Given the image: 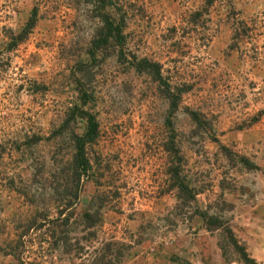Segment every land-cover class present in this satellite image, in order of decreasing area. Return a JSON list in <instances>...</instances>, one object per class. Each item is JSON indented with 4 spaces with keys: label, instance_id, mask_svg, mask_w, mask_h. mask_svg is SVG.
<instances>
[{
    "label": "rangeland",
    "instance_id": "obj_1",
    "mask_svg": "<svg viewBox=\"0 0 264 264\" xmlns=\"http://www.w3.org/2000/svg\"><path fill=\"white\" fill-rule=\"evenodd\" d=\"M263 220L264 0H0V264H264Z\"/></svg>",
    "mask_w": 264,
    "mask_h": 264
},
{
    "label": "trees",
    "instance_id": "obj_2",
    "mask_svg": "<svg viewBox=\"0 0 264 264\" xmlns=\"http://www.w3.org/2000/svg\"><path fill=\"white\" fill-rule=\"evenodd\" d=\"M106 23L108 24V31L109 34H111V32L113 31V37L115 38L116 42H118L119 44L123 45L124 44V33H123V25H116L115 27H113V23H109L108 20H106ZM146 62L145 60H143V63ZM142 63V62H141ZM97 123L94 120V118L90 115L88 117V129L86 130V132L84 133V135H80L77 136L75 138V153H74V157H73V162H72V171H73V175H74V182H75V186L72 189H66V193L71 196L73 198H77V195L79 193V185H80V181L82 179L83 176L88 177L89 171L91 169V165L89 163L88 157H86V151H85V147L88 143H91L94 138L97 136ZM179 190H183L186 189L187 186L182 184L181 182H179L178 184ZM70 193H68L67 192ZM72 206L71 201H68L66 204H64V208L63 209H67L69 207ZM58 211V215H61L62 210ZM85 217H90L89 213L85 214ZM36 217H33L32 220L30 221V223L25 226L24 232H22L20 235H18L17 239H21L22 235L27 232V230L32 226V224H36ZM68 217L63 218L64 222H67ZM227 233H229V240L230 243H232V245L234 246L235 250L237 251L238 254H240L242 256V258L246 261H250L253 262L252 259H249L245 254V249L242 245L238 244V242L235 240V238L233 237V235L231 234V230L225 228L224 229ZM19 240L18 243H16L19 247ZM16 246L13 245V247H7V250H9V252L11 254H13L15 256V259L19 260V256H21L20 251H17ZM19 249V248H18ZM221 249L223 250V247L221 245Z\"/></svg>",
    "mask_w": 264,
    "mask_h": 264
},
{
    "label": "crops",
    "instance_id": "obj_3",
    "mask_svg": "<svg viewBox=\"0 0 264 264\" xmlns=\"http://www.w3.org/2000/svg\"><path fill=\"white\" fill-rule=\"evenodd\" d=\"M261 225V226H260ZM259 228L257 230H254L255 232L253 233L254 235V243L257 248H261V250H254V253L259 254L258 258H263L264 256V220L262 223L259 224ZM263 251V253L261 252ZM263 254V255H262Z\"/></svg>",
    "mask_w": 264,
    "mask_h": 264
}]
</instances>
